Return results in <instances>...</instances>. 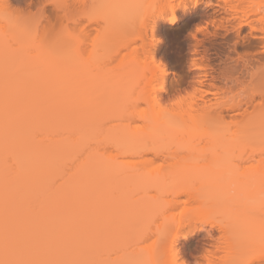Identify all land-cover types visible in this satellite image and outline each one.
Listing matches in <instances>:
<instances>
[{"label":"bare ground","instance_id":"6f19581e","mask_svg":"<svg viewBox=\"0 0 264 264\" xmlns=\"http://www.w3.org/2000/svg\"><path fill=\"white\" fill-rule=\"evenodd\" d=\"M64 1L65 4L69 3H67L66 0L61 1V3H64ZM237 1L238 3L243 1V3L246 4L244 5V7L247 6L249 8H244L243 3H241L242 8L244 9H238L239 4L237 5ZM237 1L235 0L236 3L232 5V3H229L228 0H200V3L198 5L193 6L191 0H161L156 6L157 8H154L156 9L155 13H152L151 11L153 16L151 20L153 22L148 26H151V34H154V32L156 31L155 28L158 24H160V21L161 23H164L166 26H168L167 28L172 29V27H174L177 22H179L183 17H185L189 10L192 11V9L190 8L196 9V7H199V5L201 4L206 5V7H210V9L212 8L213 16L219 17V19L213 17V19H216V21L218 20L216 24L214 23L215 26L217 25V23L218 25H220V20L221 24L223 23V21L227 23L225 25L223 24V27H220L221 25L219 26V28H223L222 30L224 31L220 34H223L221 36H225L228 34L229 36H231L230 40L232 44L229 43V45H226L229 46V50L233 52V55L236 54L237 56H232V54H230L232 52L230 51L229 53V50L226 47L230 55H226L225 53L226 60L222 62L224 63V65L222 64L223 67L220 68L223 70V77H227H225L226 81L229 78L231 83L225 84H231L232 87H237L238 85H240V90L239 88H234L235 91L238 89L239 93H236L235 95L233 93L234 90H232L233 88L230 87L231 85H227L229 86L227 87V89L231 88L230 91L234 94V96L229 99L227 95L230 91L224 87V81L222 84L223 86H221L224 88L220 90H224V94H226L228 100L214 102V100L216 99H213L212 101V99L209 98L210 95L208 96L209 99H207L206 97L199 99L198 97V101H194L196 98L193 101L190 98L192 101V111H189L197 115H193V119L191 120H189V116L192 117V114H190L188 117L186 115L188 119L186 117H183L182 119L181 116L177 120L180 121L178 122V124L180 123V126L182 125L181 128H179V130L182 131L180 134L181 138H173L172 133L170 137H166L162 140H148L150 143L147 146H143V142L145 141L144 133L146 128L148 127L149 119L146 121L144 129H142L143 127L141 128L142 132H139L140 129H138L137 132V129L135 128H131L133 130V133L126 132L124 131V129L118 130L120 125L112 127L108 126V131H112L113 133L107 131L106 133L104 131L101 132L100 129L101 133H105L103 138L106 139V142L109 140V142L107 143H111V148L113 147L114 150H117L115 151V153L117 152V154H114V150H111V153L110 151L106 153V160H100L94 155V152L90 150V146L88 147V150H86L87 148L85 149L86 151L83 152L82 158L80 159L78 165L73 169V171L64 177L61 173L63 171V168L61 166L62 164H64L65 160H67V158L71 157L72 155L74 156L79 154V152L84 149L83 145H86L87 142L89 143V140L97 138V136H99L97 135V133L100 132H97V130H90V128H95V126L97 127V123L94 125V121H96L97 119L96 117H93L92 113H96L97 118H101V114L102 116H105L106 111L109 110V106L105 105V103L107 104L108 101L104 103V101L96 102L95 100L93 106H86L87 112L85 111L86 113L84 114L82 110L80 112L79 106L82 103L84 105H87V100L85 99L86 96L82 97L83 101L86 100L85 103L83 101L82 103H78V100L81 98V95H85L86 92L79 93L78 96L76 91H85V89H87L85 86H78L76 83V86H73L71 84H60V80H58V82L60 81V83H57L56 78L53 77H56V75H53L54 73L52 74L53 76H48V78L50 79L46 78L47 75L45 77H43L42 75V78L40 75V78H36V76L34 77L30 73H28V75H24L23 73V77H19V74L17 73L18 75H15V77L17 76V78L14 77L15 79L10 77L7 78L4 74H1V76H3V79L0 77V261H7L19 258H47L71 261L70 257L73 260L74 257L72 256H74V254L77 255V252L80 253L81 249L85 247H92V249L94 248L93 251H96L95 253L99 255L98 251L103 248L106 244L107 231L104 216L100 213L102 215L101 217V215L99 214L100 210L98 209L99 205H96L95 201L93 200H98L99 198L103 197L102 194L103 186L105 184V178L107 175H112L115 171L116 160L119 157L118 153L124 154V156L132 155L139 157H142L144 154L151 153L157 158L158 156H162V159L165 158L163 160L168 159L169 161L171 159H174V161L171 160L172 164L170 163L164 168L159 167L158 169L155 168L150 170H144L146 171L145 173H139L140 171H142V169L138 170V166L136 170L137 173L134 170L135 174L132 173L131 175L130 173L131 176L128 175V177L126 176V178L134 181H141L144 183H158L160 185H163V187L165 188H169V191L171 190L173 194H175L176 190L174 186H181L189 183L190 178H188L189 173L187 172L191 171V169L193 173L195 171L192 167L193 164L191 163L193 161V158H195V156H197L196 158L200 157V159L201 157L207 158L208 163L204 162L203 158L202 161L195 158L197 160L196 166H194L197 170L195 172L196 175H192L191 172L190 174L192 176L190 175V177L193 178L196 176V179H201L200 182H203V184L205 182L206 185H202V183H200L201 186L199 187L198 192L201 194V197L206 199L208 198V200L211 201H208L211 204V209H215L221 215L222 213L231 214L240 225L239 232H234V230L228 226L222 229V231H226L229 229L231 235L233 234V238H237V243H235L236 245H234L233 250L230 249V251L227 252L228 254L225 255L222 261H220V259L222 258L220 257V262L218 264H231L232 260L237 257H239V259L243 261V264H261L260 262L264 264V225H261L259 221L258 211H256V217L252 216L251 212L254 205L247 202L242 196V194L245 192L247 193L250 191H258L262 186H264V155H262L261 145L259 141V112L261 103L264 102V96H262L259 91L260 75L262 72H264V10H262V8H264V0H247L248 2L246 0ZM35 2L39 1L37 0ZM80 2L82 3V1ZM90 2L93 3L92 0H90ZM247 3L252 5L248 6ZM85 6L83 5V7ZM254 7L256 8L254 9ZM154 9L152 10L154 11ZM87 10L89 11V8ZM173 15L175 16L174 23L170 22L172 21L171 17ZM211 15L209 16V18H212ZM186 16H188V14ZM211 18L210 20H212ZM211 23H213V20ZM3 24L5 25L6 23L3 22ZM166 26L164 28H166ZM146 28H148L147 25L144 29ZM203 29H205V27ZM217 29L218 28H216L215 30ZM142 31H137L138 33L140 32L142 35H138V33L136 32L137 34H134L138 37H135L132 34L130 35V39H146L147 35H145L144 32L148 34L147 29L146 31L144 30V32ZM215 32L218 33L221 31ZM7 33L9 35L10 32ZM211 33L215 34L212 31ZM230 33L232 35H230ZM4 34H6V31L4 32ZM82 34L83 36H87V33L84 34L83 32ZM213 34L211 36H213L214 38L215 36ZM15 35L17 36V34ZM215 35H217V37L220 36L218 34ZM100 36H102V34H100ZM100 36L97 37L98 43L100 41L102 42V39L108 41L104 37L105 35L99 38ZM142 36L143 38H141ZM151 36V38L154 37V35ZM81 37L82 36H80L79 38L78 36V39H81V41H79L80 44H82L83 42V37ZM21 38L23 37L21 36ZM97 39H94L96 43ZM130 39L127 40L129 42L133 41ZM221 39H223V37L220 38V40ZM10 40H12V37L9 38V41ZM14 40H17L16 42L19 41V39H16V37L14 38ZM83 40H86V38H84ZM0 42L3 45V41ZM19 42L21 43V41ZM23 42L26 43L24 38ZM74 42H76V40ZM1 44L0 48H4L3 46H1ZM20 45L23 44L21 43ZM105 46L106 45H104V47ZM207 47L205 49H207ZM2 48L0 49V61L2 60L3 55L7 56L8 59L9 57L10 59L12 57L14 58V53L11 56H8L9 53L6 52L4 49L3 50L5 52H3ZM81 49H83V47ZM240 49L247 50V53H241L239 51ZM6 50L12 53L11 49L9 50L7 48ZM227 50L225 49L226 52ZM6 53L7 55H5ZM15 57L17 56L15 55ZM8 61L9 62L6 61L7 64L13 60ZM195 65H197L195 66L197 68L200 67H198V63H196ZM0 67L2 68L3 73H7L8 75L10 74V72H8L9 69H6V67L9 68L7 65L5 66V64L2 63V65L0 64ZM198 70H201V68H199ZM163 72L162 76H165L166 72ZM199 75L203 76L204 73L201 74L198 72L197 76ZM162 76H160L159 78L162 79ZM164 76L163 79L160 81L159 78H157V81L160 82V90L164 88ZM201 76H199L200 78H197L196 82L194 83L196 89H201L204 86L202 80L204 77ZM51 77H53L54 79H51ZM57 78L60 79V77ZM132 85L133 84H131V86L129 85V88L132 87V89L134 90V86L136 87V85ZM100 90H102V88ZM145 90L148 94L149 90ZM145 90H137L139 93H136L137 95L135 94L136 97H129L131 99L134 98L129 103L137 104V102H140L142 99L146 100L144 98L147 97L142 98L143 95H146ZM153 90L155 91L157 89ZM153 90L150 89V91ZM154 91L149 92L150 94H148L149 96L147 101H151L152 104L155 103L156 105L159 103L160 100L158 94ZM205 93L207 94V91H205ZM107 94H109V92H107ZM108 105L110 104L108 103ZM157 106L160 105L158 104ZM124 109H126V107ZM123 111L124 110H122L121 113ZM226 112H236L234 114H240L241 116H239H243V120L241 118H237V116L234 117L235 115L233 113L229 116V113L226 114ZM82 113L83 115L80 116L81 118H79L78 114L80 115ZM198 113H200V115ZM155 114L152 113V115ZM74 115H77L79 119L77 120V116L75 117ZM89 116L90 119L91 117H93L91 119V122L93 121L92 125H89L91 124ZM226 116L227 121L230 122H227L228 124L223 123L224 118ZM131 117L133 118V115H131ZM82 118H85L86 122ZM210 118L211 120H214V122H210ZM216 119H220L221 122L224 124V127L226 125V127L228 128L225 129L223 126L219 128L220 124H217V122L219 123L220 120L217 121ZM233 119L234 121L240 119L236 122H239V124L241 123L239 125L235 122V126H237L238 128V130L236 131L234 127L235 130H233L235 132H233V130L232 132L230 131V128H233L234 126V123L232 124V122H234L232 121ZM186 121L188 123L192 122L191 124H189L188 128L186 127V124H188L185 123ZM215 122L218 126H215V128H213L212 125H215ZM207 123L210 125L208 126ZM106 125L107 123L104 124V126ZM108 125H110V123ZM230 125L233 126L230 127ZM183 126H185V128L187 129H183ZM111 128H113L114 131L111 130ZM222 128H224V130ZM250 131L255 132L256 136L250 137L247 134ZM175 132L178 133V131ZM100 136L102 137V135ZM227 158H231L230 161H227ZM141 159V161L145 160L143 158ZM147 159L148 158H146V160ZM233 159L238 160V164H236L237 161H235V164H232V162L234 163ZM209 160L211 161L210 163L219 165L215 168H218V170H220L221 168L223 173L219 172L217 174V172L215 171L216 173L212 174V172L211 176H214H209V178L212 179L208 178L210 182L208 181V183H206V179L208 177L207 174H205L206 171L202 172V170L199 169L200 172L204 173L205 176L200 173V175L202 176L199 175L201 177L199 178L197 175L199 173L198 168H201V166H204V164L205 166L212 165L209 163ZM248 160H252L255 163H252V161H250L251 163L247 162ZM125 161L126 160H121L120 162L124 163ZM243 161L250 164H243L245 166H250V169L245 168L243 165V168L240 166ZM224 162H228L227 164L229 165H226ZM186 163L189 164V166L191 164V166H188V168H192L188 171H182V167L186 165ZM230 164H232L233 166H231ZM139 165H141L140 167H142L143 164ZM204 167H202L201 169H203ZM61 168L62 171L60 170ZM237 168H240V171H235V169ZM208 169L209 168L207 166V169L205 168V170ZM241 169H244V171H242ZM245 172H249V174H246ZM215 174L219 176L217 177V179ZM222 174L223 176H221ZM58 176H61V178L63 177V182L56 186V184H58V181H56V178H58ZM233 176H235V180L233 179ZM214 177L216 180L214 179L215 182H212ZM202 178L203 180H205L203 181ZM230 179H232L233 182L230 181ZM225 181L231 183L229 184L230 187H236H234L233 189L229 188V190L227 188L228 183H226V186L224 184ZM245 188L247 189V191L245 190ZM190 192L191 191L189 187H184L181 190L177 191V194L181 193L190 195ZM173 197L175 201L177 195H174ZM174 201L173 199L169 200V202L171 203H174ZM72 203L75 205L72 206ZM74 206L80 207V210L86 213V218L84 221H78L76 223L74 219H70L67 212ZM166 210L168 209L166 208ZM136 211L139 212V209H136ZM161 216L162 218H164L165 213ZM210 224V227L218 225L213 224L211 222ZM71 225L75 226L73 235L70 236L71 238L65 236L67 237L65 239L64 229ZM188 226L189 230L183 231L180 235V237H182L183 239H188L189 235L199 228L195 225ZM224 231L223 234L225 233ZM220 236L223 238L221 234ZM233 238L231 237L230 239L232 240ZM214 239L215 241L219 240V242L216 241V243L218 242V244L221 241L219 237ZM170 241L168 243H170ZM215 241H212V243L214 244ZM176 243L177 239H174L168 245V248L173 252L172 255L177 252L178 244ZM216 243L214 245H218ZM233 243L231 246H233ZM213 244L212 247L214 246ZM209 248L210 247H207L206 251L208 252V254H210L209 252H212V256L210 255L209 257V255L207 254V258L206 255H203L205 259H208L206 262L213 261L210 260V258H214L213 253H215V251L213 248V251L212 249L209 250ZM154 254L155 253H151L150 256L153 257V259L155 260V257H158L159 255L157 256V253L155 255ZM93 255L97 256L95 254ZM140 261L137 257L135 259H122V264H130L129 262H131V264H156V262L150 263V260L148 259H144L142 262ZM215 261L218 262L217 259ZM98 262L99 261L97 259L96 264H99ZM202 264H205V262Z\"/></svg>","mask_w":264,"mask_h":264},{"label":"rangeland","instance_id":"374dc122","mask_svg":"<svg viewBox=\"0 0 264 264\" xmlns=\"http://www.w3.org/2000/svg\"><path fill=\"white\" fill-rule=\"evenodd\" d=\"M35 1L37 0H11L14 7L15 6L26 7L30 3H38ZM61 1L63 0H60V2ZM66 1L67 3L68 2L70 3V4L69 3L66 4L67 7L64 8V10L66 11L64 10L56 11L55 10L54 12L52 5L49 4L45 6L44 19L41 21L42 25L40 27V34L42 33L41 35L43 36L44 31L47 30L48 33L53 34V35L68 34L72 39H74L73 42L76 40V42H74L73 44L72 51L68 53L67 55L54 54L50 52L47 47L42 48L36 54H29V52L27 51V47H28L27 41L24 39L26 43L23 42V38H21V33H20L17 22L14 19L12 20L10 16L0 13V32H2L0 33V41H3L2 42L3 45L1 44V42L0 44L1 46L4 47V48L2 47L1 48L2 50L4 49L6 52L9 53L8 56H11L14 53V58L12 57L11 59L10 57L8 59L7 56H4V55L2 56V60L0 61V64L2 65V63H4L5 66L7 65L9 67V68L6 67V69H9L8 72H10L9 74L10 76L7 73H3L2 68L0 67V77L3 79V76H1V74H4L7 78L10 77V78L15 79L17 78V76L15 77V75L19 74V77H23L24 75H28V73H30L34 77L36 76V78L37 77L40 78V75H41V78H42V75L43 77L47 75L46 78H48V76L56 75V77L55 76L53 77L56 78L57 83H60L61 81L60 84H65V85L71 84L73 86L74 85L76 86L77 84L78 86H82V87L85 86L87 88L85 89V91L84 90L80 92L76 91L78 96H79V93L86 92L85 95L84 94L81 95V98L79 97L80 99L78 98L79 99L78 103H82L83 101L82 97L84 96H86L85 99L87 100L86 101L83 98L87 102V105H84L83 103L80 106L78 105L80 112L82 110L85 114L87 112L86 106L88 105L90 107L93 106L95 103L94 102L95 100L96 102L104 101V103L108 101L107 104L105 103V105L109 106V110L106 111L105 116H102V114L100 115L101 118H97V114L92 113L93 117H96L97 119L96 121H94V125L97 123V127L95 126V128H90V130L92 129V130H97V132H100V129H101V132L104 131L106 133V131L112 132V131H108L109 127L120 125L118 130L124 129V131L126 132L133 133V130L131 128H135L137 129V132H138V129H140L139 132H142L141 128L143 127L142 129H144L146 121L149 118L154 117L155 115H152V113L153 114L157 113L160 107L168 108L174 114L176 120H178L181 116L183 119V117H186V115L188 117L190 114H192V117L189 116V120H191L193 119V115H197L195 113L190 112L192 111L191 110L192 101L195 98L196 99L194 101L196 100L198 101L197 99L198 97L199 99L206 97L207 99L209 98L212 99V101L213 99H216L214 100V102H221L224 100H228V98L231 99L234 96V94L236 95V93L237 94L239 93L238 89L236 90L238 92H236L234 88H239L240 90V85H238L239 87L238 86L232 87L231 84H230L231 86L229 84H225V83H231V81L229 80V78L226 81L225 79L226 76L223 77L224 74L221 68L224 65V63L222 62L226 60L225 53L226 55H228L231 51L229 50V46H227L229 45V43L232 44L230 40L231 36H229V34L225 36H221L223 34H220V33H223L224 31L222 30L223 28H219V26L221 25L220 27H223L222 25L223 24L225 25L227 23L223 21V23L221 24L220 22L221 20H220L219 21L220 25H218L217 23L218 26L217 25L215 26L216 22H218V20L216 21V19L217 18L219 19V17L213 16L212 8L210 9V7H206V5L204 4L199 5V7L197 6L196 9L190 8L192 9V11L189 10L190 13L187 12L188 16H186L187 15L186 14L185 17H183L179 22H177L174 25V27H172V29L167 28L168 26H166L164 23H161L160 21V24L157 25L159 27L156 26L155 28L156 31L154 30L155 31L154 34H151L150 32L151 26L150 27L148 26L149 24H152L153 22L151 20L153 18L152 13H155L156 11V9H154V11L151 9L147 13V17L145 20L147 24L144 23L145 25H143V27L137 28L135 31H131V32H125V31L108 32L105 30V27L99 21L88 18V10H87L88 8L87 7L90 6V4H92L90 0H75V1L73 0L74 2L72 0H69V1L66 0ZM80 1H82V3ZM160 1L161 0H150V2L155 4L156 6L158 5ZM228 2L232 3V5L236 3L235 0H228ZM241 3H243V1H241L240 3H238L237 1V5L239 4L238 9L240 10L242 8ZM63 4H65V1ZM83 5L84 6L86 5V6L83 7ZM244 5L246 4L243 3V7ZM247 5L251 6L252 4L250 5L249 3H247ZM255 8L256 7H254V9ZM210 15L212 16V18L211 17L210 18L213 20V23H211L212 20H210L209 18ZM213 17L216 19H213ZM2 18H3V21H2ZM147 20L149 23L147 22ZM3 22H5L6 24L4 25ZM16 25L18 28L16 27ZM146 25L148 27L146 28L148 34L144 32V30L146 31V29H144ZM165 26L166 28H164ZM204 27L205 29H203ZM216 28L218 29L215 30ZM197 29H199V31H197ZM206 29L207 30L209 29V30L207 31ZM140 30L141 31L143 30L142 32H144L145 35H147V38L146 39L144 38L145 42H144V39H140V38H137V39L135 38L136 40L130 39L131 37L130 35L133 34L135 36L134 33ZM213 30L221 31V32L217 33ZM5 31H6V34H4ZM201 31L203 34L201 33ZM211 31L214 32L215 34L220 35L218 36L219 38L217 37V35L211 33ZM7 32H10L9 35ZM83 32L84 34L87 33V36L84 35L85 36L84 37L82 34ZM15 34H17V36ZM100 34H102V36L105 35L104 37L108 41L102 39L103 43L101 41L100 42L102 44L100 42L98 43L97 37L100 36ZM139 34L141 33L139 32L138 35ZM212 34L216 38L215 37L213 38V36H211ZM151 35H154V37L151 38L152 37ZM230 35L232 34L230 33ZM78 36L79 38L80 36L83 37V38L81 37L83 41L82 44H80L79 41H81V39H78ZM102 36H100L99 38H101ZM226 36L229 38H227ZM11 37H12V40L9 41V38ZM15 37L16 39H19V41H21L23 45H20L21 43L19 41L16 42L17 40H14ZM135 37H138V36H135ZM222 37L223 39L225 37V39L227 38L229 40L224 39L226 41L225 43L223 39L220 40V38ZM84 38H86L87 41L83 40ZM141 38H143V36ZM94 39L95 40L97 39L98 44L94 41ZM127 39H130L133 41L129 42ZM223 42L225 43V45ZM4 44L6 45V47ZM104 45L106 46L104 47ZM82 47L83 49H81ZM206 47L207 49H205ZM226 47L228 48L229 53ZM7 48L9 50L11 49L12 53L6 50ZM225 49L227 50V52L225 51ZM4 50L3 52H5ZM239 51L241 53H247L246 52L247 50L245 49H240ZM80 52H86L89 54L87 60H82L80 58V56L78 55V53ZM230 54H232V56L234 57H237L236 54L233 55V52ZM5 55H7V53ZM15 55L17 57H15ZM8 60H13V61L7 64V62H9ZM196 63H198V67L200 66L199 68H201V70H198L199 68L195 67L197 66L195 65ZM163 71L166 72L165 73L166 75L165 76L163 75L165 79L163 82L165 84L163 85L164 88L162 87L163 89L160 90L159 81L163 79V76H162ZM198 72L201 74L204 73L203 76L201 75L199 76L205 78V79L203 78L202 80H203L204 86L205 85L206 86L205 87L203 86L201 89H196L195 84H194L197 78H200L199 76H197ZM36 73L39 75H37ZM160 76H162V79L159 78ZM29 77H32V76H29ZM53 77H51V79ZM57 77H60V79ZM157 78H159V81H157ZM58 80L60 81L58 82ZM131 84L136 85V87L134 86L135 94L139 93L137 90H141V89L142 91L147 89L149 90V92H153L154 91L153 89H157L158 91L155 90L154 92H156L159 96L160 101L158 104L160 106H157L158 104L155 105V103L152 104L150 100H149L150 102L147 101L148 96H149L148 94L150 93L148 92L147 94L146 90H145L146 95L142 96V98L147 97V98H144L146 100H143V99L141 101L139 100L140 102H137V104L129 103L131 102V100L134 99V98L131 99L132 97L129 95V93L133 90L132 87L129 88V85L131 86ZM222 84L224 85L226 89L229 86L233 88L232 90L235 91V92L233 91L234 94L230 91L231 88H228L227 90H229L232 94L228 91L229 94L227 95L228 96L227 98L226 94H224V90L223 91L220 90L224 88V87H221L223 86ZM101 88L102 90H100ZM150 89L153 91H150ZM227 90H226V93H227ZM205 91H207V94L205 93ZM107 92H109V94H107ZM116 92L118 93L120 92V93L118 94ZM190 98L192 99V101ZM85 101L83 102L85 103ZM108 103L110 105H108ZM119 103H120V106H119ZM135 105H138V106H135ZM125 107L126 109L127 108L128 109L127 110L124 109ZM122 110L124 111L121 113ZM228 113L230 116L232 115L233 112L232 113L226 112V114ZM198 114L200 115V113ZM82 115L83 113L80 115L78 114L79 118H81L80 116ZM131 115H133V118L131 117ZM234 115H233L234 117L237 116V118H241V119L243 117V116L240 117L241 116L240 114H239L240 116L237 114H234ZM74 116L76 117L77 115H74ZM78 116H77V120L79 119ZM227 116L224 118V121L226 122L223 121V123L228 122ZM93 117H91V119ZM89 119H90V116H89ZM91 119H90L91 124L89 125L93 124L92 123L93 121L91 122ZM83 120L85 121V118ZM216 120L218 121L220 119H216ZM238 120L240 119H237L236 121ZM187 121L185 123H188ZM212 121L214 122V120H211L210 118V122ZM232 121H234V119ZM236 121L232 122V124L234 123L233 124L234 126L232 125L233 128H230L231 132L234 129V127L236 131L238 130L237 126H235ZM220 122L219 123L217 122V124H220L219 128H221V126L224 127V124ZM105 123H107L106 125L107 127L104 126ZM109 123L110 125H108ZM191 123L186 124L187 125L186 127L188 128L189 124ZM236 123L239 124V122H236ZM81 124H85V123H81ZM217 124L215 122V126H218ZM209 125L210 124H208V126ZM179 126H180V123H179ZM181 126L179 128H181ZM232 126L230 125V127ZM184 128L185 126H183V129ZM224 128L227 129L228 127H226L225 125ZM224 128L222 129L224 130ZM111 130H113V128H111ZM234 130L233 132H235ZM101 132L97 133V135H99L97 136V138L91 139L89 140V143L87 142L86 145H83L84 149L81 150L79 154L74 155V156L72 155L71 157H68L67 160H65L64 164H62L61 166L63 168V171H62V168L60 169L62 171L60 172L63 174V177L67 176L69 173L73 171V169L78 165L80 159L82 158L83 152L88 150L89 149L88 147L90 146H91L90 150L94 152V155L98 157V159L100 160L107 159L106 153L109 151L111 153V150L113 151L114 149L113 147L111 148V143H107L109 142V140L106 142V139L103 138L105 133L104 132L101 133ZM181 132H182L181 130H178V133L173 132V138L175 137L181 138L180 136ZM100 135H102V137ZM115 151L117 150H114L113 153L117 154V152L115 153ZM118 154H119V157L116 160L115 171L113 172L112 175H107L105 178V184L103 186V194H102L103 197L99 199L97 197L98 200H93L95 201L96 205H99V208H98L100 210L99 214L101 213L104 216V221L106 223V231H107L106 244L99 251L97 250L99 255L95 253L96 251H93L94 248L92 249V247L82 248L80 253L77 252V255L74 254V256H72L74 257L73 260L70 257L71 261L79 262V264H96L97 259H98L99 264H122V259H135L137 257L139 261L141 260L140 262H142L144 259H148L150 260V263L156 262V264H173V261H175V264H196V261H199V264H202L204 262L205 264H208V263L218 264L220 261L223 260L225 255L228 254L227 252H229L230 249L233 250L234 245H236L235 243H237V238L235 237H234L235 239L233 238L232 236L233 234L231 235L230 230L229 229L226 231L223 230L225 232L224 233L225 235H224L220 226L214 225L213 227H210L211 224L209 220L213 219V215H216L218 218H221V219L223 218V216L215 209H211V204H210L211 201L208 200V198L206 199V198L201 197V194L198 192L199 187L201 186L200 183H202V185H206L205 182L203 184V182H200L201 179L195 178L196 176L193 177L195 179L190 177L191 174L194 175L195 172L197 171L195 169L196 167H194L196 166V161H197L196 159H199L201 161L204 159L203 161L207 162L208 161L207 158L201 157L200 159V157L196 158L197 156H195L196 159L193 158V161L191 163L193 164L192 167L195 170L194 173L191 169L192 167L188 168L189 164L186 163V165L182 167V171H185V170L188 171L191 169V171L187 172L189 173L188 178H190V180L188 179L189 180L188 184L181 185V186H174L176 190H175V194H173L171 190L169 191V188L167 187L165 188L163 187V185H160L158 183H144L141 181H134V180H130L126 178V176L128 177L130 173L131 175L132 173L135 174L137 167L141 166L139 164H143L142 167L140 168L138 167V170L142 169V171H140L139 173H145L146 171L144 170H150V169H155V168L158 169L159 167L164 168L166 165H169L171 163V160L174 161V159H171L168 161V159L166 158L167 160H163L165 158L162 159L161 158L162 156L161 157L158 156L157 158L151 153L144 154L142 157L132 156V155L131 156L129 155L130 156L129 157L128 155L124 156V154H120V153ZM138 158L140 159L143 158L145 160L141 161L142 159L140 160ZM146 158L148 159L146 160ZM230 159L227 158V161H230ZM121 160H126V161L123 163V162H120ZM150 160H152L153 162ZM154 160H155V163H154ZM166 161H168L169 163ZM235 161H237L236 164H238L239 162L238 160H234V163L232 162V164H235ZM250 161L252 160H248L247 162H250ZM210 162L211 161L209 160V163ZM253 162L254 161H252V163ZM224 163L226 165H229L227 164L228 162L227 163L224 162ZM245 163L246 162L243 161V163H241L240 166L242 167V165ZM210 164L212 165L205 166L204 164L205 167L201 166V168L204 167L203 169L198 168L199 173L197 176L199 178H201L200 176H202L200 175V173L203 174V176H205L204 173L202 172L206 171L205 174H207L208 176L207 179L204 177L207 181L206 183H208L209 179H212V178H209V176H211L212 174L216 172L217 174L219 172H222L221 168H220L221 171L218 170V168L217 169L215 168V167H218L219 165L213 164V163H210ZM232 164L230 165L233 166ZM246 164H249V163H246ZM207 166L209 169L205 170V168L207 169ZM243 166L245 168L250 169V166H245V165ZM199 169L202 170V172H200ZM239 169L240 168H237L235 169V171ZM241 170L244 171V169H241ZM247 173L249 174V172ZM61 176H58V178H56V181H58V184H56V186H58L59 184L63 182V177L61 178ZM221 176H223V174ZM238 176H239V173H238ZM217 177L219 176L216 175V179ZM234 177L235 176H233V179L235 180ZM214 179L215 177L213 178L212 182H215L216 179L215 180ZM230 181H232V179H230ZM226 183H228V186L229 184H231L228 181L227 182L225 181L224 182L225 186H226ZM228 186H227L228 189L232 188ZM184 187H189L191 191L190 195L181 194V193L177 194V191L181 190ZM234 187L236 186H233V188ZM245 190L247 191L246 188ZM174 195H177V197L175 198V201L173 197ZM171 199H173L174 203L169 202V200ZM73 205L75 204L72 203V206ZM166 208L168 210H166ZM136 209H139V212H137L138 210L136 211ZM181 212H183V216L180 215ZM67 213L70 219H74L76 223L78 221H84L86 218V213L80 210V207L78 206L72 207ZM162 213L163 214L165 213L164 218H162L161 216L163 215ZM252 216L256 217L257 215L256 216L252 215ZM173 217L175 218V224H176L175 230L172 231L171 233H164L162 229H163L165 221H171ZM188 225H195V226H198L199 228L196 229L194 232H192L189 235L188 239H183L182 237H180V235L182 234L183 231L189 230ZM224 225H225L224 228H226V224ZM74 230H75L74 225H71L67 227L66 229H64V232H65L64 238L66 239L67 237L65 236L70 237L71 235H73ZM220 234L223 236V238L220 236ZM217 237L221 239L219 244H218L219 240H216L218 241L216 243L214 239ZM231 237L233 238L232 240L230 239ZM174 239H177L176 244H178L177 246L178 249H177V252H175L172 255L173 252L168 248V245ZM233 240L234 241L236 240V241L234 242ZM169 241L170 243H168ZM212 241L213 242L215 241V243L218 245H214L215 243L213 244ZM232 243H233V246H231ZM212 244L216 247L214 246L212 247ZM207 247H210L209 250L213 248L215 251V253H213L214 258L212 257L210 258V260H213V261H210V262H206L208 259H205L203 257V255H206L207 257V254H208V252L206 251ZM151 253H155V254L157 253V256L158 255L159 256L155 257V260H154L153 257L150 256ZM209 253H210L208 254L209 257L210 255L212 256V252H209ZM93 254L97 256H94ZM220 257L222 258L220 259ZM214 259L215 260L217 259L218 262H216ZM129 263L131 264V262ZM260 263L262 264V262Z\"/></svg>","mask_w":264,"mask_h":264},{"label":"snow or ice","instance_id":"6c2138e0","mask_svg":"<svg viewBox=\"0 0 264 264\" xmlns=\"http://www.w3.org/2000/svg\"><path fill=\"white\" fill-rule=\"evenodd\" d=\"M49 4L52 5L56 11L63 10L67 7V5L61 3L60 0H39L38 3H30L26 7H14L11 0H0V13L10 16L17 22L21 36L28 42L27 51L29 54H36L42 48L47 47L48 50L54 54L67 55L73 48V39L68 34L53 35L45 31L43 36L40 35L41 21L44 19L45 6ZM87 8H89L88 18L99 21L105 27L104 18L94 12L95 3H92ZM262 10H264V8H262ZM171 19L175 20V16L173 15ZM197 31H199V29H197ZM78 55L82 60H87L89 54L80 52ZM259 91L260 94L264 96V72L260 75ZM129 95L135 96V90H132ZM259 117V141L262 155H264V102L261 103ZM212 127L215 128V125ZM247 134L250 137L256 136V133L251 131ZM149 143V141L145 140L143 146H147ZM251 214L255 215V210H252ZM180 215L183 216V212H181ZM260 216L261 219L264 220V205L261 206ZM209 222L218 224L221 229L225 226L223 222L217 219H210ZM175 227V218L173 217L171 221H165L162 231L164 233H171L175 230ZM0 264H79V262L47 258H19L0 261ZM173 264H175V261H173Z\"/></svg>","mask_w":264,"mask_h":264},{"label":"clouds","instance_id":"9594fccd","mask_svg":"<svg viewBox=\"0 0 264 264\" xmlns=\"http://www.w3.org/2000/svg\"><path fill=\"white\" fill-rule=\"evenodd\" d=\"M95 3L94 12L104 18L105 30L112 31H135L143 27L147 13L156 7L150 0H93ZM193 6L200 3V0H191ZM170 22H175L172 20ZM179 130V124L174 114L166 107H160L154 117L149 118L148 127L144 133V140H157L170 137L171 134ZM243 198L253 204V209L259 212V221L264 225L261 219V206L264 205V186L258 191H250L242 194ZM223 218L213 215L226 226L232 228L234 232L240 231V225L229 213L222 214ZM199 264V261H196ZM231 264H243L239 257L234 258Z\"/></svg>","mask_w":264,"mask_h":264}]
</instances>
